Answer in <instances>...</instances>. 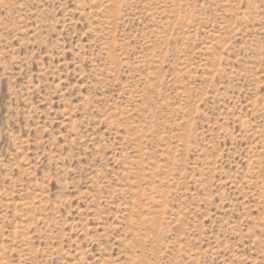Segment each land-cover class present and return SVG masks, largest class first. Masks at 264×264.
Returning a JSON list of instances; mask_svg holds the SVG:
<instances>
[{"label": "rangeland", "instance_id": "obj_1", "mask_svg": "<svg viewBox=\"0 0 264 264\" xmlns=\"http://www.w3.org/2000/svg\"><path fill=\"white\" fill-rule=\"evenodd\" d=\"M0 264H264V0H0Z\"/></svg>", "mask_w": 264, "mask_h": 264}]
</instances>
